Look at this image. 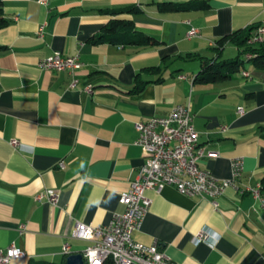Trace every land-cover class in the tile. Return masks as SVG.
<instances>
[{"label":"crops","instance_id":"obj_1","mask_svg":"<svg viewBox=\"0 0 264 264\" xmlns=\"http://www.w3.org/2000/svg\"><path fill=\"white\" fill-rule=\"evenodd\" d=\"M0 1L8 22L0 28V249L27 254L8 264L84 255L91 243L73 238L75 226L109 225L145 163L138 123L177 105L194 115L199 166L227 180L232 160L242 158L243 175L217 207L173 186L147 191L151 206L134 240L157 244L173 264H264V210L249 191L264 193V68L243 56L233 78L202 83V62L191 57L237 58L233 42L219 51L216 44L264 27V0ZM127 8L135 11L111 13ZM114 20L159 44L97 42ZM191 28L199 34L189 36ZM55 52L79 54L84 66L75 75L42 69ZM46 190L59 194L56 205L36 198ZM202 232L208 240L199 242Z\"/></svg>","mask_w":264,"mask_h":264},{"label":"built area","instance_id":"obj_2","mask_svg":"<svg viewBox=\"0 0 264 264\" xmlns=\"http://www.w3.org/2000/svg\"><path fill=\"white\" fill-rule=\"evenodd\" d=\"M40 1L45 3L47 0ZM198 34L196 28L189 31V36ZM38 35L43 36V27L39 29ZM249 40L264 42V27H258ZM83 66L79 54L64 56L60 52H55L40 62V67L44 70L68 71L72 75ZM244 74L249 76L247 72ZM77 84L78 80L74 79L71 87L75 88ZM85 91L92 94L94 87L88 85ZM243 112V109L239 110V113ZM193 120L190 106L177 105L167 116H154L138 123L139 136L135 143L145 152L146 160L140 168L138 179L121 195L120 203L124 210L116 214L107 226L78 223L72 233L73 238L91 243L83 255L86 264H104L108 259H112L115 264H173L159 251L157 244L147 246L133 238L151 206L152 201L146 192L155 190L159 193L166 186H173L189 197H210L217 207V200L227 187H236V182L241 179L244 171L242 158L232 160L231 179H218L210 171L202 169L199 162L204 157V151L199 147V133L194 128ZM249 191L264 210V193L261 187ZM36 198H47L51 204L56 205L59 194L55 190H46ZM207 238V233L202 232L197 241H205ZM64 250L69 254L68 243ZM25 257L27 254L15 246L0 249V264Z\"/></svg>","mask_w":264,"mask_h":264},{"label":"trees","instance_id":"obj_3","mask_svg":"<svg viewBox=\"0 0 264 264\" xmlns=\"http://www.w3.org/2000/svg\"><path fill=\"white\" fill-rule=\"evenodd\" d=\"M204 7V4L202 5ZM135 11L133 8H127L120 11H111L113 14L122 12ZM7 20L3 14V4L0 1V28L7 25ZM132 24L124 20H114L105 27V34L96 39L97 42L120 43V44H133V45H157L159 41L149 35L145 34H129L125 31L129 29ZM258 28L257 25L248 27L245 30L234 33L219 40L216 44V49L222 50L227 41L233 42L241 49L240 55L235 59H220V54L216 59H207L201 56L197 57L202 62V70L197 76V80L202 83H214L226 79H231L237 73L241 72L244 67L243 56H247L255 66L264 68V42L250 44L249 39L253 35L254 30ZM159 71V69L157 70ZM66 259L62 264H66ZM54 264V263H42ZM104 264H115L112 259H108Z\"/></svg>","mask_w":264,"mask_h":264},{"label":"water","instance_id":"obj_4","mask_svg":"<svg viewBox=\"0 0 264 264\" xmlns=\"http://www.w3.org/2000/svg\"><path fill=\"white\" fill-rule=\"evenodd\" d=\"M67 264H84L82 254H71L67 257Z\"/></svg>","mask_w":264,"mask_h":264},{"label":"bare ground","instance_id":"obj_5","mask_svg":"<svg viewBox=\"0 0 264 264\" xmlns=\"http://www.w3.org/2000/svg\"><path fill=\"white\" fill-rule=\"evenodd\" d=\"M262 41H257V40H249L250 44H254V43H261ZM260 187V186H259Z\"/></svg>","mask_w":264,"mask_h":264}]
</instances>
